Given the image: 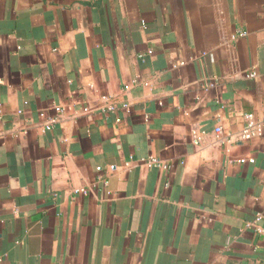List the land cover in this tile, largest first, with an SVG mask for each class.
Segmentation results:
<instances>
[{
	"label": "crops",
	"instance_id": "1",
	"mask_svg": "<svg viewBox=\"0 0 264 264\" xmlns=\"http://www.w3.org/2000/svg\"><path fill=\"white\" fill-rule=\"evenodd\" d=\"M0 264H264V0H0Z\"/></svg>",
	"mask_w": 264,
	"mask_h": 264
},
{
	"label": "built area",
	"instance_id": "2",
	"mask_svg": "<svg viewBox=\"0 0 264 264\" xmlns=\"http://www.w3.org/2000/svg\"><path fill=\"white\" fill-rule=\"evenodd\" d=\"M128 88H129L128 85H125L123 87L124 90H127ZM127 106H128L127 103H123L122 108L127 107ZM116 109H117V107L114 105V103H111V102H106L105 104L100 106V110L102 112H114ZM55 110L61 114L64 113L63 107H61L59 105L55 106ZM83 110L85 112H88L89 108L87 106H85V107H83ZM244 119H245V126H244V128L241 132V135H240L242 140L250 139L251 137H253V136H255L261 132L263 125L255 119L253 114H251V113L245 114ZM53 121H55V120H52V121H49L46 123L47 129L51 128V124ZM214 131L217 134H220L222 132V128L217 126V127H215ZM197 141H198V138L195 137L194 142H197ZM239 161L240 162L253 161V159L252 158H241ZM147 163H149L151 165H155V164H159V160L151 158V159L147 160ZM81 192H86V190L81 189Z\"/></svg>",
	"mask_w": 264,
	"mask_h": 264
}]
</instances>
